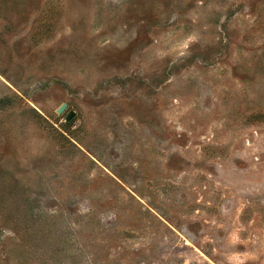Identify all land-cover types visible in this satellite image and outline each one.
<instances>
[{"label":"rangeland","instance_id":"rangeland-1","mask_svg":"<svg viewBox=\"0 0 264 264\" xmlns=\"http://www.w3.org/2000/svg\"><path fill=\"white\" fill-rule=\"evenodd\" d=\"M0 264H264V0H0Z\"/></svg>","mask_w":264,"mask_h":264},{"label":"water","instance_id":"water-1","mask_svg":"<svg viewBox=\"0 0 264 264\" xmlns=\"http://www.w3.org/2000/svg\"><path fill=\"white\" fill-rule=\"evenodd\" d=\"M65 108H66V106L65 105H61L60 106V108L58 109V114H61L64 110H65ZM74 112H72V111H70L68 114H67V116H66V118H65V121L66 122H69L73 117H74Z\"/></svg>","mask_w":264,"mask_h":264}]
</instances>
